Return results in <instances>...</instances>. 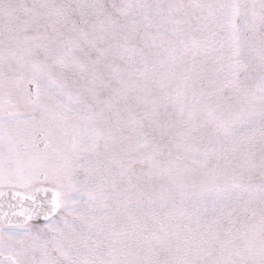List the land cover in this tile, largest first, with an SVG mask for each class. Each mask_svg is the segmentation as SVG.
<instances>
[{"label":"snow or ice","instance_id":"6c2138e0","mask_svg":"<svg viewBox=\"0 0 264 264\" xmlns=\"http://www.w3.org/2000/svg\"><path fill=\"white\" fill-rule=\"evenodd\" d=\"M0 264H264V0H0Z\"/></svg>","mask_w":264,"mask_h":264}]
</instances>
